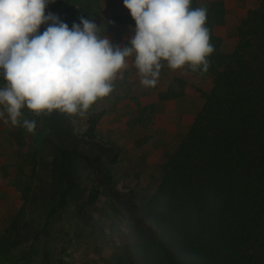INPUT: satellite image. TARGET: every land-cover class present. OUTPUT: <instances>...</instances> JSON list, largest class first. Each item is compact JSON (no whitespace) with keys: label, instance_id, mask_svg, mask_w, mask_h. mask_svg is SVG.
Here are the masks:
<instances>
[{"label":"trees","instance_id":"16d2710c","mask_svg":"<svg viewBox=\"0 0 264 264\" xmlns=\"http://www.w3.org/2000/svg\"><path fill=\"white\" fill-rule=\"evenodd\" d=\"M70 1L84 6L68 13L69 28L98 5V0H50L46 8L64 9ZM191 7L207 9L214 51L207 70L194 72L211 84L201 89L203 104L187 132L176 135L158 165V185L144 206L155 237L126 243L114 264H264V0L238 19L236 41L227 52L216 31L227 24L224 2L191 0ZM116 22L132 36L130 13ZM38 117L44 129L35 134L30 186L0 235V264H31L42 238L66 233L59 224L68 210L69 165L91 162L64 117L47 112ZM43 172L50 175L44 178ZM28 229L35 234L27 246L22 237ZM48 251L38 252L41 264Z\"/></svg>","mask_w":264,"mask_h":264},{"label":"rangeland","instance_id":"374dc122","mask_svg":"<svg viewBox=\"0 0 264 264\" xmlns=\"http://www.w3.org/2000/svg\"><path fill=\"white\" fill-rule=\"evenodd\" d=\"M222 1L227 24L216 31L223 40L222 50L227 52L236 41L238 19L261 0ZM101 4L91 10L85 8V18L99 26L100 37L106 36L114 46H128L131 36L127 27L111 18L112 13L120 12L119 6L110 10ZM81 6V2L70 1L64 9L46 8L45 12L67 23L68 13ZM50 23L42 24L39 32ZM127 64L123 79L114 82L113 92L93 104L85 116L51 112L65 118L91 162L69 165L68 210L59 224L67 231L52 239L42 238L31 264H41L38 252L46 249V264H114L126 243L146 241L157 233L144 206L158 185V165L165 160L176 135L187 132L203 104L201 89L209 87L211 81L187 66L173 70L162 62L156 86L144 87L134 67V56L127 58ZM5 85L0 72V87ZM161 91L175 96L161 99ZM22 113L21 123L24 119L36 122L33 132L11 125L6 114L0 118V235L24 204L23 194L30 186L34 165L35 134L44 129L40 117L26 107ZM49 175L43 172L44 178ZM34 234V229L24 232V244L28 246Z\"/></svg>","mask_w":264,"mask_h":264},{"label":"clouds","instance_id":"9594fccd","mask_svg":"<svg viewBox=\"0 0 264 264\" xmlns=\"http://www.w3.org/2000/svg\"><path fill=\"white\" fill-rule=\"evenodd\" d=\"M50 0H0V118L28 132L34 120L24 119L25 107L39 116L53 110L83 117L99 99L109 96L123 79L127 58L134 56L140 83L155 87L166 62L170 69L208 68L214 51L205 26L207 9L191 0H123L135 27L128 46H114L98 35L99 26L84 17L67 23L51 12ZM49 21L46 30L40 26Z\"/></svg>","mask_w":264,"mask_h":264},{"label":"crops","instance_id":"0c3cea01","mask_svg":"<svg viewBox=\"0 0 264 264\" xmlns=\"http://www.w3.org/2000/svg\"><path fill=\"white\" fill-rule=\"evenodd\" d=\"M101 3H104V5H106L107 8H109V6H110V10L117 9L119 6L120 12L111 14L112 15V17H111L112 21L118 20V16L121 15L122 13H124V14L130 13L129 10L123 5V2L121 0H98V5L100 4V6H101L102 5ZM114 22L118 23V25H122L119 22H116V21H114ZM127 30H128L127 33L130 36L131 35V34H129L130 29L127 28Z\"/></svg>","mask_w":264,"mask_h":264}]
</instances>
